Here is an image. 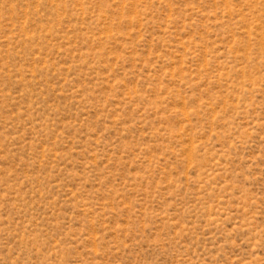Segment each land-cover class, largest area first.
I'll return each mask as SVG.
<instances>
[{"label": "rangeland", "instance_id": "obj_1", "mask_svg": "<svg viewBox=\"0 0 264 264\" xmlns=\"http://www.w3.org/2000/svg\"><path fill=\"white\" fill-rule=\"evenodd\" d=\"M0 264H264V0H0Z\"/></svg>", "mask_w": 264, "mask_h": 264}]
</instances>
